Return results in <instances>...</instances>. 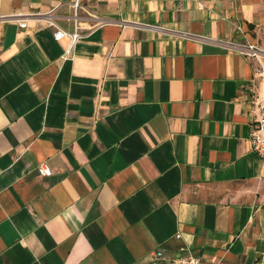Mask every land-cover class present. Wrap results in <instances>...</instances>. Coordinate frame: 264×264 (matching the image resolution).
<instances>
[{
  "label": "crops",
  "instance_id": "crops-1",
  "mask_svg": "<svg viewBox=\"0 0 264 264\" xmlns=\"http://www.w3.org/2000/svg\"><path fill=\"white\" fill-rule=\"evenodd\" d=\"M71 2L0 0V264H264V0Z\"/></svg>",
  "mask_w": 264,
  "mask_h": 264
},
{
  "label": "built area",
  "instance_id": "built-area-1",
  "mask_svg": "<svg viewBox=\"0 0 264 264\" xmlns=\"http://www.w3.org/2000/svg\"><path fill=\"white\" fill-rule=\"evenodd\" d=\"M83 0H72V18H73V28L68 30L66 28L58 27L54 31V37L56 39L62 36H68L70 39V44H73L76 40L85 36L87 33L91 32L93 29L100 25V21L96 19V16H82L79 13V8L82 5ZM198 6L203 7V3L198 1ZM86 21L85 23H83ZM20 26H25L24 22L19 24ZM86 28L87 32H82V29ZM243 52L248 56H254L258 61V66L254 69L253 78H251L250 83L253 86L256 85V79H258V90L257 95L252 99L253 107V117L250 122L249 127V139L254 151H256L259 156L264 160V65L258 58L259 48L254 44H247L241 47ZM44 174H50L51 169L47 166L42 167ZM146 264H202L200 256H196L186 251H181L180 253L166 259L163 255V250L157 248L151 252V258Z\"/></svg>",
  "mask_w": 264,
  "mask_h": 264
}]
</instances>
